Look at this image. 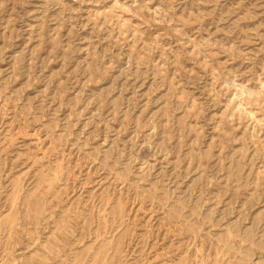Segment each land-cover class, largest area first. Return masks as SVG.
Returning <instances> with one entry per match:
<instances>
[{
    "label": "rangeland",
    "instance_id": "rangeland-1",
    "mask_svg": "<svg viewBox=\"0 0 264 264\" xmlns=\"http://www.w3.org/2000/svg\"><path fill=\"white\" fill-rule=\"evenodd\" d=\"M0 264H264V0H0Z\"/></svg>",
    "mask_w": 264,
    "mask_h": 264
},
{
    "label": "bare ground",
    "instance_id": "bare-ground-1",
    "mask_svg": "<svg viewBox=\"0 0 264 264\" xmlns=\"http://www.w3.org/2000/svg\"><path fill=\"white\" fill-rule=\"evenodd\" d=\"M147 150V149H146ZM149 156V155H148Z\"/></svg>",
    "mask_w": 264,
    "mask_h": 264
}]
</instances>
